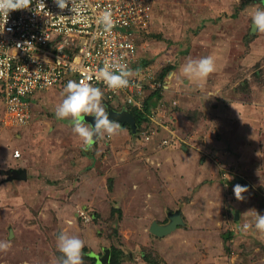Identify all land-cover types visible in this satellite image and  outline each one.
<instances>
[{
  "label": "rangeland",
  "instance_id": "obj_1",
  "mask_svg": "<svg viewBox=\"0 0 264 264\" xmlns=\"http://www.w3.org/2000/svg\"><path fill=\"white\" fill-rule=\"evenodd\" d=\"M152 2L153 21L138 41V59L148 62L155 80L162 68L173 69L159 80L158 124L139 125L149 133L157 129L148 140L121 125L118 135L85 151L70 119L55 115L65 87L36 92L23 127L6 123L0 94V241L11 243L0 252V264H55L60 232L84 240V264H94L88 254L99 258L97 264L107 262L110 246L123 249L121 264H139L142 253L154 257L152 220L167 223L166 215L184 205L189 222L197 217L206 229L198 243L196 234H183L190 227L179 228L176 237L193 239L186 249L178 238L169 244L177 257L172 262L198 258L195 248H201L217 250L223 264H264V235L254 226L255 211L264 215V33L250 32L251 16L264 2L243 8L241 0ZM206 56L214 58L216 71L203 81L187 79L182 66ZM85 122L94 126L95 118L85 116ZM170 137L171 145H158ZM155 153L163 164L152 163ZM21 168L26 181L9 179ZM243 183L248 191L237 201L233 188ZM244 223L252 224L247 233ZM130 256L137 260L129 262Z\"/></svg>",
  "mask_w": 264,
  "mask_h": 264
},
{
  "label": "built area",
  "instance_id": "obj_2",
  "mask_svg": "<svg viewBox=\"0 0 264 264\" xmlns=\"http://www.w3.org/2000/svg\"><path fill=\"white\" fill-rule=\"evenodd\" d=\"M42 2L45 6L32 0L28 9L10 12L4 31L0 27V94L6 123L17 127L28 124L36 92L91 77L88 82L102 90L104 103L143 112L156 127V107L147 112L143 109L145 99L160 90L162 82L138 59V41L149 33L153 21L152 0H89L91 6L83 8L79 18H71V5L61 11L54 0ZM104 10H110L115 20V27L107 32L95 22ZM105 61L125 65L133 72L129 87L113 91L97 79ZM144 123L141 128L148 126ZM140 127L137 129L145 140L157 132ZM172 140L161 138L159 144L168 146ZM12 156L18 158L19 150L14 149ZM80 215L85 217L83 211Z\"/></svg>",
  "mask_w": 264,
  "mask_h": 264
},
{
  "label": "clouds",
  "instance_id": "obj_3",
  "mask_svg": "<svg viewBox=\"0 0 264 264\" xmlns=\"http://www.w3.org/2000/svg\"><path fill=\"white\" fill-rule=\"evenodd\" d=\"M40 2L45 6L42 0ZM54 2L61 11L71 5L70 10L74 13L71 18H79L81 10L91 6L89 0H54ZM31 4L32 0H0V17L3 18L0 27L3 28V31L10 12L28 9ZM251 20L254 30L258 33H264V9L255 10ZM95 22L98 26H102L106 32L115 27V20L110 10L99 13L95 18ZM117 71L119 74H116ZM181 71L189 80L203 81L216 71L215 60L212 56L198 59L189 58L182 66ZM132 76L133 72L127 69L125 65L112 64L108 61H105L104 66L97 73V79L102 80L113 91L129 87V78ZM90 80L91 77H88L87 80L81 79L79 82L69 80L63 90L62 95L64 98L55 109L57 119H70L72 131L79 137L85 151L90 150L98 139L105 136L111 138L123 131L119 121L109 119V114L102 104L104 93L100 88L88 82ZM85 116L95 118L94 126L85 122ZM247 191L248 188L240 184H236L233 188L237 201H243L245 199L243 193ZM254 226L260 234L264 235V215L259 214L257 211H255ZM251 228L252 224L250 223H244L242 226L245 233ZM10 247V241H0V252H7ZM84 247V240L78 236L60 232L57 235V249L62 256L55 261V264H84L82 254Z\"/></svg>",
  "mask_w": 264,
  "mask_h": 264
},
{
  "label": "crops",
  "instance_id": "obj_4",
  "mask_svg": "<svg viewBox=\"0 0 264 264\" xmlns=\"http://www.w3.org/2000/svg\"><path fill=\"white\" fill-rule=\"evenodd\" d=\"M157 101L158 100H151V102H152V105L154 106V107H156V103H157ZM152 106V107H153ZM159 146H161L160 144H158ZM167 147V146H166ZM170 147V146H169ZM174 150H176L175 148H168V150H167V152H170V151H174ZM179 151V150H178ZM180 151H184V150H180ZM161 152V151H160ZM160 152H158V153H160ZM186 152V151H185ZM156 154L157 153H155V154H153L152 155V157L153 158H151L152 159V163H155V159L159 162V164H163V162L162 161H160L159 160V157L157 158L156 157ZM161 154V153H160ZM164 155H165V153H163ZM13 158V157H12ZM16 159V158H15ZM161 162V163H160ZM178 167L180 168V169H182V168H184V166H181L180 164L178 165ZM186 169V168H185ZM16 170H20V169H16ZM21 170H24L25 172H26V178L25 179H21V180H24V181H26L27 180V171L25 170V169H22L21 168ZM20 170V171H21ZM16 180V179H15ZM17 180H20V179H17ZM186 187L187 186H185V192H186ZM86 190H88V189H86ZM184 192V193H185ZM184 193H182V194H184ZM188 205H190V203H188ZM185 207V205L182 207V208H180V209H176L175 211H173V212H170V213H168L167 215H166V218L168 219V216L170 215V214H172V213H178L179 215H180V217H181V224L180 225H178L177 226V228L176 229H174L173 231H171L169 234H166V235H164V236H162V237H157V236H153L150 232H149V235H151V236H153V237H156V238H154V240H153V246H154V249L157 251V252H159V254L161 255V257L166 261V263H168V264H175L174 262H172V258H173V256H174V258H177L176 257V255L174 254V252L173 251H175V250H171V248L169 247V244L170 243H173L174 241L173 240H177V238L178 239H181V243H183V249H186V248H188L189 246L187 245V243L188 244H190V241H192V239H193V237L192 238H187V237H185L183 234H187L188 232H190V233H194V234H196L194 237H195V239H196V241L198 242V240H200V236L199 235H201V234H199V233H201V232H203L205 229H206V226H203V225H201L199 222V220H198V218L196 217V220H194V222L191 224L190 222H189V216H190V214L187 212V211H185V212H183L182 211V209ZM152 208V207H151ZM194 210L196 211H200V208L199 209H197V208H195L194 207ZM152 216V215H151ZM209 217V216H208ZM207 217V218H208ZM152 221H156V220H152ZM157 222V221H156ZM168 222V221H167ZM158 224H166V223H160V222H157ZM209 225V224H208ZM207 225V226H208ZM188 227H190V229H188V231H186V233H183L182 235H178V237H176V234H177V230H180L179 228H182L183 230H186L185 228H188ZM201 227H204V229H202L201 230ZM148 231H149V229H148ZM11 232H12V230H11ZM198 235V236H197ZM204 236V235H203ZM203 236H201V238L203 239ZM183 240V241H182ZM189 241V242H188ZM202 241V240H201ZM206 242H207V240H206ZM198 243H201V242H198ZM221 243V242H220ZM205 245V244H204ZM179 247V249H182L180 246H178ZM168 251V250H171V252H169V253H165V251ZM195 252L194 253H198V255H196V256H198V258H193L192 256H194V255H192V256H190V257H188V256H184V260H181V259H176V260H178V262L176 263V264H198L199 262L201 263V261L202 260H205L206 262H208L209 264H223L222 263V261L221 260H219V256H216V254L217 253H219L217 250H215L216 252L215 253H213V252H211V251H209L208 249H205V250H207V251H203V250H201V248L199 249V248H195ZM188 251H193V249H191V250H188ZM191 253H193V252H191ZM212 254V255H211ZM211 256V257H210ZM210 257V258H209ZM134 260L136 261L137 260V258H134ZM97 261H98V259H97ZM205 264V263H204ZM207 264V263H206Z\"/></svg>",
  "mask_w": 264,
  "mask_h": 264
},
{
  "label": "trees",
  "instance_id": "obj_5",
  "mask_svg": "<svg viewBox=\"0 0 264 264\" xmlns=\"http://www.w3.org/2000/svg\"><path fill=\"white\" fill-rule=\"evenodd\" d=\"M256 2H261V4L264 2V0H241L240 2V7H245L247 5H251L252 3H256ZM148 34V33H147ZM141 65H146L148 64L147 61H142L140 63ZM171 69H173V66L168 65L164 68H162L160 75L158 76V80L162 81V78L164 77V75L170 71ZM155 97V99H160L161 95H160V90L154 91L149 97H147L145 99V107L143 109L144 112H147L152 105L151 100ZM103 106L108 107V105H104ZM131 112V114L133 115L134 119H135V124L138 127L141 123L143 122H149L148 118H146V116L144 115L143 112H140L136 109H130L129 110ZM123 127H127L129 130V127L126 124H123ZM110 187V186H109ZM187 200H189V197H186L183 201L187 202ZM113 210L118 211L119 214H121V210L119 208H114ZM112 210V211H113ZM229 233L225 232V234H223L222 236V241L225 243L227 241V239L229 238ZM226 247V246H225ZM227 248V247H226ZM110 250V257L108 262L106 263H102V264H121L124 259H125V253L123 252V249L121 250L120 248H117L116 246H110L109 247ZM154 257L150 258L149 254L146 253H142L140 254V262L139 264H167L166 262H164L163 258L160 257V255L158 253H156L155 249L153 251ZM61 253H57V257H61ZM87 255V254H86ZM87 257L94 263L97 264V257L93 254H88ZM132 260H134V258L130 256L129 258V262H132Z\"/></svg>",
  "mask_w": 264,
  "mask_h": 264
},
{
  "label": "water",
  "instance_id": "obj_6",
  "mask_svg": "<svg viewBox=\"0 0 264 264\" xmlns=\"http://www.w3.org/2000/svg\"><path fill=\"white\" fill-rule=\"evenodd\" d=\"M253 31H254V28L251 24L250 32H253ZM107 112L109 114L110 120H117L121 123V125L126 124L129 127V131L131 132V134L136 133L137 126L135 124V119L133 115L131 114V112L124 110V109L121 110L120 112H113L111 109L110 110L108 109ZM10 173L11 175L9 179H20L21 180V179L26 178V172L24 170L20 171V170L12 169ZM238 181H241V178H238ZM241 186H246V184L243 183ZM237 217L238 216L236 214L235 218L237 219ZM181 222L182 221H181L180 215L178 213H172L168 216V222L166 224H158L156 221H152L149 226V232L153 236L162 237L166 234H169L174 229H176L177 226L181 224ZM11 236H12V232L11 230H9V237ZM97 259L99 258L97 257ZM103 263H106V261H103Z\"/></svg>",
  "mask_w": 264,
  "mask_h": 264
}]
</instances>
